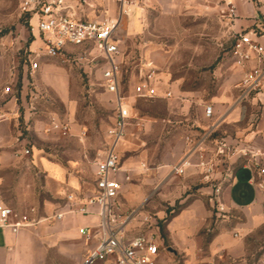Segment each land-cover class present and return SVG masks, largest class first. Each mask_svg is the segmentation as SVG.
<instances>
[{
  "label": "crops",
  "instance_id": "0c3cea01",
  "mask_svg": "<svg viewBox=\"0 0 264 264\" xmlns=\"http://www.w3.org/2000/svg\"><path fill=\"white\" fill-rule=\"evenodd\" d=\"M229 1L234 7V18L228 15L226 2ZM95 2L104 6L111 5L108 0H86L84 5L75 8L78 18L98 20L99 17L94 15ZM132 7L126 29L114 36L121 49L124 38L134 40L146 34L147 14L152 8L165 16H174L175 20H171L174 24H183L189 18L195 21L206 17L211 20V24L216 25L215 37L218 39L229 38L231 34L234 37L239 32H250L254 39L264 45V0H137ZM35 22L36 19L32 24L36 25ZM41 45L40 39L32 43L34 48ZM226 56L230 64L225 66L221 63L214 71L216 77H221V85L212 104L215 116L216 112H222L225 116V123L219 127L220 137L233 152V155L225 159L226 166H220L218 174V177L224 178L221 200L225 205V214L217 212L212 188L209 186L200 187L196 195L186 194V197L168 190L178 179L172 174L173 165L181 162L196 142L190 139V134L196 131L191 123L184 124L181 120L179 127L183 130L182 136L174 149L177 156L164 158L157 168H148L143 160L141 162L135 158L124 161L123 152L135 147L132 141L125 138L116 147L120 157V171L115 178L122 183L119 198L127 210L142 207L159 186L166 189L159 193L161 200H179L180 210L165 222L164 233L168 246L160 237L162 241L157 264H264L263 248L251 250L253 235L264 230V198L253 183V172L248 164L249 157L253 158L255 153L264 154V96L260 97L262 103L254 101L243 106L235 105L238 95L235 86L242 79L244 69L231 62L229 50L223 54L222 60ZM148 59L154 70L163 66L161 62L154 61L152 56ZM119 60L122 63L121 57ZM42 65L34 73H29V67L25 66V75L30 74L36 79L38 72H42L39 75L41 82L49 92L66 102L69 98L68 79L58 74L56 64ZM142 70L136 75V84L144 74ZM17 80L18 77L14 75L8 85L13 87L14 92ZM157 81L158 85L163 84L159 79ZM5 89L0 97V209L9 208L21 215L30 208H36L42 220L17 233L9 228H0V264H82L95 242L88 243L79 230L96 229L99 218L96 215L71 213L66 197L70 194L79 195L82 191L90 194L93 185L83 183L73 171L75 162L65 166L41 151L34 153L26 147L27 139L23 137L22 125L32 128L31 121L37 119L36 113L32 115L29 111L23 112V109L28 108L24 91L23 97H19L14 92L5 93ZM181 101L189 102L188 98ZM248 104L256 105L250 107ZM187 108L185 103L183 110ZM133 127L135 125L129 126L128 133ZM152 127V123H149L143 128H137L139 131H148ZM33 128L36 130L38 125ZM212 149L208 145V150ZM26 150L30 151V155H25ZM190 159L194 167L186 171V178L199 172L195 167L197 158L193 155ZM146 170H152L155 178L146 179L141 187L134 184V176ZM56 209L65 214L63 219L53 218ZM16 220L11 217L12 222ZM151 226L145 232H155L160 236L158 224ZM96 264L113 263L107 261Z\"/></svg>",
  "mask_w": 264,
  "mask_h": 264
},
{
  "label": "rangeland",
  "instance_id": "374dc122",
  "mask_svg": "<svg viewBox=\"0 0 264 264\" xmlns=\"http://www.w3.org/2000/svg\"><path fill=\"white\" fill-rule=\"evenodd\" d=\"M108 1L110 6L95 2V16L101 19L119 14L120 4ZM129 16L123 17L116 36L126 29ZM30 18L20 10L19 0H0V97L16 75L18 80L14 93L23 97L24 91L28 104L23 112L36 113L37 118L31 121L33 125L30 129L22 125L23 137L27 139L26 147L34 153L41 151L65 166L75 162L73 171L83 183L93 184L95 162L108 149V131L114 122L116 108L114 96L107 92L102 79L104 60L97 49L84 51L80 48L69 49L70 55L66 57H38L39 66L54 63L59 68L58 74L68 79L69 98L66 102L61 101L39 79L42 72H38L36 79L24 73L23 68L36 58L32 52L38 53L39 48L32 46L39 37L33 31ZM174 18L152 8L147 14L146 34L134 40L124 38L122 43V90L132 107L130 122L135 125L126 137L135 147L124 151L122 158L124 161L130 158L143 160L148 168H157L164 158L177 156L174 149L182 136L183 130L179 127L181 120L184 124L191 123L197 131L190 134L191 140L209 130L215 122L218 121L217 129L225 123L222 112H216L213 122L208 121L205 109L213 104V98L221 85V77L214 75L215 68L221 63L225 66L230 64L227 56L225 60L222 58L231 47L233 35L225 39L216 38L217 27L206 17L195 21L189 18L183 24L171 22ZM149 56L163 64L159 70H155L157 79L163 83L159 84L160 93L169 90L174 98L142 100L134 97L132 91L136 85V75L142 69L144 73L154 70L149 65ZM186 98L188 103L181 101ZM185 103L188 108L184 111ZM248 105L253 107L256 104ZM53 118L68 122L69 132L63 134L51 130ZM149 123L153 125L151 130L139 131L137 128V124L145 127ZM36 125L38 128L35 130L33 127ZM200 174L199 171L188 178L174 175L178 179L168 190L185 197L186 194L196 195L200 187L209 186L202 181ZM148 178H155L152 170L138 173L133 182L141 187ZM162 191L166 189L157 187L142 207L135 209L136 217L131 224L135 228L134 232L144 233L152 224L164 226L180 210L179 200H161L159 193ZM260 247L264 251V230L254 234L251 239L252 251H258Z\"/></svg>",
  "mask_w": 264,
  "mask_h": 264
},
{
  "label": "built area",
  "instance_id": "2783aa9c",
  "mask_svg": "<svg viewBox=\"0 0 264 264\" xmlns=\"http://www.w3.org/2000/svg\"><path fill=\"white\" fill-rule=\"evenodd\" d=\"M114 1L121 6L119 14L115 17L84 20L78 18L75 8L84 5L86 0H19L20 10L31 17L33 31L38 33L42 42L38 53L32 52L36 58L30 60L28 67L29 71L34 73L39 68V61L36 60L38 57H66L70 55L69 49L99 51V56L104 60L102 79L107 92L114 96L116 108L114 122L108 131V149L95 162L92 192L87 194L82 191L79 195L70 194L66 197L71 213L82 216L96 215L99 218L96 229L79 230L88 243L95 242L94 248L87 252L82 264L107 261H112L113 264H157L162 240L155 232L134 233L130 226L137 210H127L120 201L122 183L115 178L120 171V157L116 147L128 134L132 107L128 104L127 94L122 90V63L119 60L122 51L114 36L123 17L127 16V8L132 7L137 0ZM226 4L229 7V17L234 18L232 2ZM34 19L37 20L36 25L32 24ZM229 56L233 64L244 69L242 79L235 86L238 91L235 105L243 106L254 101L262 103L260 97L264 96V45L254 39L250 32H239L233 37ZM12 92L14 89L11 85L5 89L7 94ZM132 93L136 99L142 100L174 98L171 91L160 93L155 70L146 71L134 86ZM205 118L210 122L214 121L213 105L206 107ZM137 126L143 128L142 124ZM217 126L218 121L193 143L190 153L173 167L172 174L184 176L188 169L194 167L190 159L194 155L198 160L195 167L200 171L202 181L212 188L217 212L225 214V205L221 200L224 178L218 177V169L226 164L225 159L233 155V152L223 139L217 142L212 151L208 150L206 141ZM50 127L53 131L67 134L70 124L52 119ZM25 155H30V151L26 150ZM244 155L247 156V153ZM263 158L264 154L257 152L253 158L249 157L248 164L253 172V183L264 198ZM58 210H55L53 218L61 220L65 214ZM11 217L17 219L15 223L11 221ZM41 220L36 208H30L21 215L9 208L0 209V228H9L14 233L32 227ZM145 220L148 221V218Z\"/></svg>",
  "mask_w": 264,
  "mask_h": 264
},
{
  "label": "trees",
  "instance_id": "16d2710c",
  "mask_svg": "<svg viewBox=\"0 0 264 264\" xmlns=\"http://www.w3.org/2000/svg\"><path fill=\"white\" fill-rule=\"evenodd\" d=\"M121 83H122V79H121ZM156 99L167 100V99H164V98H156ZM207 131L203 132L201 135H199V137L195 138V141L200 139ZM219 140H221L220 131H219V129L216 128L214 130V132L210 135L208 140L206 141V144H207V146L209 145L210 147L214 148V147H216V144H217V142ZM164 225H165V223H164ZM158 226L160 227V237L165 240V245L167 246V240H166V236H165V233H164V226H160L159 224H158Z\"/></svg>",
  "mask_w": 264,
  "mask_h": 264
},
{
  "label": "bare ground",
  "instance_id": "6f19581e",
  "mask_svg": "<svg viewBox=\"0 0 264 264\" xmlns=\"http://www.w3.org/2000/svg\"><path fill=\"white\" fill-rule=\"evenodd\" d=\"M127 9H128L127 16H129V15H131V13H132L133 9H132V7H129V8H127Z\"/></svg>",
  "mask_w": 264,
  "mask_h": 264
}]
</instances>
